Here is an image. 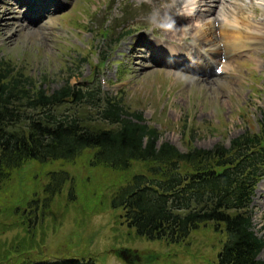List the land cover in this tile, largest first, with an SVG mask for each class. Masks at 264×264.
Wrapping results in <instances>:
<instances>
[{
    "label": "rangeland",
    "instance_id": "obj_1",
    "mask_svg": "<svg viewBox=\"0 0 264 264\" xmlns=\"http://www.w3.org/2000/svg\"><path fill=\"white\" fill-rule=\"evenodd\" d=\"M14 3L0 0V56L39 84L46 78L48 89L71 81L99 89L101 98L123 97L132 111L141 112L163 133L162 141L181 151L187 150V144L202 149L220 143L229 147L232 139L246 131L259 130L264 114V45L260 57L254 55L261 68L249 54L232 62L239 77L217 73L223 58L213 65L210 76L205 70L180 72L151 62L144 68L129 56L128 47L139 42L145 34L143 29L154 38L153 16L162 12L157 0H67L35 30L27 29L21 20L27 7L16 13ZM237 4L247 8V16L253 15L251 6L264 13V0H238ZM262 14L255 21L263 20ZM168 71L190 79H177ZM195 79L207 85L194 83ZM91 156L92 152L86 151L72 162H30L0 186L1 253L8 250L20 254L23 246L32 245L37 248L35 257L93 258L97 264L216 261L227 235L213 223L201 226L179 244L140 238L122 218V211L111 208L110 199L135 174L145 172L147 165L135 163L126 172L92 168ZM61 170L74 177L77 198L70 200L66 186L27 231L19 224L22 220L26 226L33 223L15 215V210L33 212L29 204L34 200L43 203L47 174ZM254 198L255 231L264 239V178ZM260 258L264 260V250Z\"/></svg>",
    "mask_w": 264,
    "mask_h": 264
},
{
    "label": "trees",
    "instance_id": "obj_2",
    "mask_svg": "<svg viewBox=\"0 0 264 264\" xmlns=\"http://www.w3.org/2000/svg\"><path fill=\"white\" fill-rule=\"evenodd\" d=\"M46 78L32 77L0 56V186L30 162H72L92 152L89 164L118 172L135 163L147 169L120 186L110 199L114 210L140 238L177 244L201 226L213 223L227 239L210 264H264L259 258L264 240L256 232L252 208L255 190L264 177V114L257 132L202 149L187 144L181 152L160 140L141 112L132 111L123 97H103L95 87L66 81L55 90ZM43 187V203L34 200L31 213L15 210L29 231L56 196L69 186L75 200L74 177L52 171ZM29 245L21 253L0 252V264H97L90 259L35 257Z\"/></svg>",
    "mask_w": 264,
    "mask_h": 264
},
{
    "label": "bare ground",
    "instance_id": "obj_3",
    "mask_svg": "<svg viewBox=\"0 0 264 264\" xmlns=\"http://www.w3.org/2000/svg\"><path fill=\"white\" fill-rule=\"evenodd\" d=\"M65 1L67 0H39L34 3L30 0H15L12 9L19 13L21 8L27 7L21 13V20L27 23V29L35 30L44 18L51 15L53 8L61 9ZM157 1L162 12L153 16L156 23L152 26L151 33L154 38H149L143 29L145 34L139 38V42L128 47L129 56L140 62L136 64L143 63L146 68L150 67L151 62L175 71L194 74L205 70L210 76L213 65L223 58L222 74L239 77L231 64L249 54L261 68L260 61L255 59L256 55L260 57V47L264 45V19L255 21L262 14L259 8L251 6L253 15L247 16V8L237 4L238 0ZM148 23L150 22L147 21L146 24L149 25ZM6 26L8 24L5 25V29H8ZM140 47H144L143 50ZM168 73L177 79H190L189 76H180L176 72ZM193 82L207 85L206 81L200 79Z\"/></svg>",
    "mask_w": 264,
    "mask_h": 264
}]
</instances>
